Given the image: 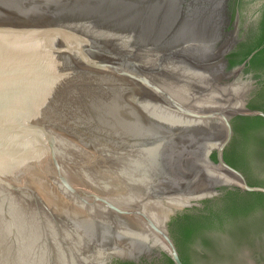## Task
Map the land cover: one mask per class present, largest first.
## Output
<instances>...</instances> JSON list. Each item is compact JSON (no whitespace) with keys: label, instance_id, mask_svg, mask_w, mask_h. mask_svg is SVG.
Segmentation results:
<instances>
[{"label":"water","instance_id":"95a60500","mask_svg":"<svg viewBox=\"0 0 264 264\" xmlns=\"http://www.w3.org/2000/svg\"><path fill=\"white\" fill-rule=\"evenodd\" d=\"M226 25V0H0V264H183L170 219L264 194L223 158L233 118H264Z\"/></svg>","mask_w":264,"mask_h":264},{"label":"trees","instance_id":"16d2710c","mask_svg":"<svg viewBox=\"0 0 264 264\" xmlns=\"http://www.w3.org/2000/svg\"><path fill=\"white\" fill-rule=\"evenodd\" d=\"M255 49L258 50L250 57L248 64L253 67L260 59L258 64L263 67L264 4L259 35L246 51L233 53L235 58L230 59V65L239 64ZM248 107L255 109L251 104ZM258 109L264 112V98ZM231 123L235 138L224 149V160L240 170L248 184L264 187V139L258 137V133L264 132V118L237 116ZM211 158H215L214 153ZM221 202L215 210L193 215L191 210L195 208H191L171 220L169 231L183 264H188L189 257L201 264L209 257L230 263L238 255L241 240L251 237L255 216L259 209H264V194L226 189ZM168 260L173 264L170 258Z\"/></svg>","mask_w":264,"mask_h":264},{"label":"flooded vegetation","instance_id":"af4514ba","mask_svg":"<svg viewBox=\"0 0 264 264\" xmlns=\"http://www.w3.org/2000/svg\"><path fill=\"white\" fill-rule=\"evenodd\" d=\"M263 4H264V0H226L227 25L225 27V30L227 32L235 31V41L233 42L232 46L225 54L224 57L226 61L225 67L227 70L238 67L239 69L238 74L243 79L249 80L250 87L246 93V106H248V104H251L255 106V109H258L264 98V66L262 67L261 65L258 64L260 63V59L257 60L256 65H254L253 67L248 64L249 60L245 62L243 66H241V64L244 62V60L247 57L244 60H242L239 64L231 66L230 59L235 58L233 53L246 51L259 35L261 11ZM256 50L258 49H255L254 51L256 52ZM234 135L235 134L233 131L231 140L235 138ZM258 137L264 139V132L258 133ZM225 190L226 189H220L216 195L202 200L200 202V205L192 207L195 209L191 210V213L193 215H197L202 212L205 213V211L207 210H215L217 207L221 205L222 203L221 201L225 193ZM240 193L242 192L240 191ZM259 210L260 211L255 216L254 228L252 229V234L250 239L255 241L257 251H259V253H257L258 257L256 258L259 259L260 261L259 263L264 264V209L262 210L259 209ZM172 219H170L167 223L169 229L172 225L171 224ZM187 263L201 264L200 262L192 259L191 257L188 258ZM107 264H170V263L166 254H164L163 252H159V250H153L151 252H144L133 259L113 258Z\"/></svg>","mask_w":264,"mask_h":264}]
</instances>
